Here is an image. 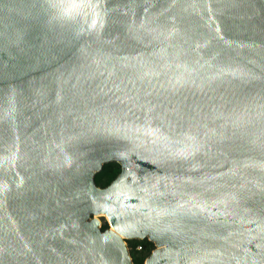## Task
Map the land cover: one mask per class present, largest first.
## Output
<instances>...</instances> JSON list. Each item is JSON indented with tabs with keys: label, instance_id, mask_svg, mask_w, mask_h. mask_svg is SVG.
I'll return each mask as SVG.
<instances>
[{
	"label": "water",
	"instance_id": "water-1",
	"mask_svg": "<svg viewBox=\"0 0 264 264\" xmlns=\"http://www.w3.org/2000/svg\"><path fill=\"white\" fill-rule=\"evenodd\" d=\"M144 238L143 264H264V0H0V264Z\"/></svg>",
	"mask_w": 264,
	"mask_h": 264
},
{
	"label": "trees",
	"instance_id": "trees-1",
	"mask_svg": "<svg viewBox=\"0 0 264 264\" xmlns=\"http://www.w3.org/2000/svg\"><path fill=\"white\" fill-rule=\"evenodd\" d=\"M119 165L114 161H110L102 164L99 171L95 172L93 175L94 183L99 187L106 186L119 172ZM107 228V223L104 222L100 225V229L103 230ZM126 246L128 247V252L131 258L132 264H143L144 258L149 254L151 249L154 247L152 242L144 239H130L125 240ZM136 245L141 246V251H135L134 247Z\"/></svg>",
	"mask_w": 264,
	"mask_h": 264
},
{
	"label": "rangeland",
	"instance_id": "rangeland-1",
	"mask_svg": "<svg viewBox=\"0 0 264 264\" xmlns=\"http://www.w3.org/2000/svg\"><path fill=\"white\" fill-rule=\"evenodd\" d=\"M96 218L99 220L100 225H101L102 223H104V222L107 223V219H106L103 215H97ZM107 227H108V225H107ZM125 243H126V242H125ZM153 248H154V247H153ZM153 248H152V249H153ZM127 249H128V247H127ZM152 249H151V250H152Z\"/></svg>",
	"mask_w": 264,
	"mask_h": 264
},
{
	"label": "built area",
	"instance_id": "built-area-1",
	"mask_svg": "<svg viewBox=\"0 0 264 264\" xmlns=\"http://www.w3.org/2000/svg\"><path fill=\"white\" fill-rule=\"evenodd\" d=\"M141 249H142V248H141L140 245H136V246L134 247V250H135V251H138V252L141 251Z\"/></svg>",
	"mask_w": 264,
	"mask_h": 264
},
{
	"label": "bare ground",
	"instance_id": "bare-ground-1",
	"mask_svg": "<svg viewBox=\"0 0 264 264\" xmlns=\"http://www.w3.org/2000/svg\"><path fill=\"white\" fill-rule=\"evenodd\" d=\"M105 217V215H103ZM106 218V217H105Z\"/></svg>",
	"mask_w": 264,
	"mask_h": 264
}]
</instances>
